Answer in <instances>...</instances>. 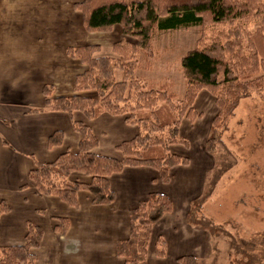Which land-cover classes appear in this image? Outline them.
Segmentation results:
<instances>
[{
  "label": "trees",
  "instance_id": "trees-1",
  "mask_svg": "<svg viewBox=\"0 0 264 264\" xmlns=\"http://www.w3.org/2000/svg\"><path fill=\"white\" fill-rule=\"evenodd\" d=\"M75 8L82 14L86 32L109 33L119 25L124 37L112 45L114 56H96L98 45L68 47L66 54L86 70L75 77L71 96L52 97L53 89L45 86L46 104L52 111L70 116L78 112L87 120L101 114L121 116L126 124L137 126L138 132L116 146L120 158H113L95 154L98 140L91 128L72 120L80 136L78 151H65L53 162L35 163L28 180L38 195L56 197L76 207L77 193L84 191L91 195L93 205H110L115 194L109 177L126 167L149 168L160 183L167 184L172 168L190 162L188 157L171 152V147L188 146L179 129L184 119L193 123L202 117L194 107L200 92H208L216 107L204 144L208 154L217 151L218 134L226 129L243 98L254 95L264 100V0H82ZM189 27H198L199 36L180 59L185 91L178 99L169 82L146 81L138 71H149L156 33ZM116 71L121 72L119 81ZM85 92L92 94L80 95ZM61 139L62 133L54 132L48 145H59ZM229 168L218 169L207 189L190 202L186 217L189 226L213 237L225 232L206 219H196L193 211L211 197L221 174ZM72 173L84 174L89 181H71ZM172 209L166 194L151 192L129 211V235L115 245V254L123 264H149L152 227ZM8 210L1 201L0 215ZM58 221L55 231L65 234L68 221ZM41 238L42 230L28 223L23 244L0 246V264H35L34 250ZM231 247H235L233 243ZM153 253L157 258L165 256L162 236L155 240ZM173 264L201 262L193 255H182ZM229 264H252V258L241 252L239 257H231Z\"/></svg>",
  "mask_w": 264,
  "mask_h": 264
},
{
  "label": "crops",
  "instance_id": "crops-1",
  "mask_svg": "<svg viewBox=\"0 0 264 264\" xmlns=\"http://www.w3.org/2000/svg\"><path fill=\"white\" fill-rule=\"evenodd\" d=\"M81 1L0 0V67L12 66L10 77L0 75V202L9 208L0 215V246L23 244L30 223L42 230L40 245L34 250L35 264H123L115 254V245L129 235V211L149 193L158 192L171 199L173 209L154 224L163 234L153 233V226L151 235L165 237L166 231H178L174 238L179 239L182 250L175 259L195 256L193 237L177 228L181 199L193 201L186 185L198 180L191 160L187 167L172 168L167 184L160 183L149 168H124L109 177L115 199L103 206L93 205L91 195L80 191L77 206L71 207L56 197L38 195L28 180L36 162H53L65 151H78L80 136L72 120L91 128L98 140L95 154L113 158H120L116 146L138 132L137 126L126 124L121 116L101 114L87 120L78 112L70 116L52 111L45 102V86L53 89L52 97L71 96L75 77L86 70L84 64L66 54L68 47L98 45L100 52L102 46L111 50L124 37L119 25L109 33L86 32L82 14L75 8ZM11 79H17L18 86L12 87ZM54 132L62 133L61 143L49 146ZM185 170H190V179L185 178L189 175ZM69 179L89 181L81 173H72ZM58 219L68 221L65 234L55 231ZM166 245L168 251V240ZM155 258L150 248L148 263L154 264Z\"/></svg>",
  "mask_w": 264,
  "mask_h": 264
},
{
  "label": "rangeland",
  "instance_id": "rangeland-1",
  "mask_svg": "<svg viewBox=\"0 0 264 264\" xmlns=\"http://www.w3.org/2000/svg\"><path fill=\"white\" fill-rule=\"evenodd\" d=\"M198 36V27L156 33L152 38L153 59L149 71L140 70L138 74L146 81L169 82L177 98L181 99L185 85L180 59L194 47ZM96 55L114 56L104 46ZM115 78L118 81L121 79L120 71L115 72ZM194 107L202 117L193 123L184 119L179 129L188 146H173L172 152L188 157L190 166L197 169L198 180L189 181L186 185L191 189L188 195H193L192 200L207 189L218 169L230 167L221 174L211 197L200 209L193 211L196 219L210 221L220 227L225 235L213 237L206 231L189 226L186 217L191 201L188 203L187 197L181 199L183 204L180 203L177 209L180 215L177 228L180 227L184 235L193 237L195 245L192 252L201 264H229L230 258L239 257L241 252L251 256L252 264H264V100L252 95L239 102L226 129L218 134L220 143L214 154H208L204 149L210 123L216 113L214 99L208 92L202 91ZM187 166L189 164L182 167ZM185 172L189 173L190 170ZM190 175H185V178L190 179ZM157 225L153 233L163 234L158 233ZM174 232L171 229L166 231L165 237L162 235L164 240H168V251L166 245V256L155 258L154 264L175 262L177 253L182 249L178 248L180 241L174 238ZM158 235H151L148 249H153ZM232 243L235 247H231Z\"/></svg>",
  "mask_w": 264,
  "mask_h": 264
},
{
  "label": "clouds",
  "instance_id": "clouds-1",
  "mask_svg": "<svg viewBox=\"0 0 264 264\" xmlns=\"http://www.w3.org/2000/svg\"><path fill=\"white\" fill-rule=\"evenodd\" d=\"M12 74V66H4L0 67V75H4L5 77H10ZM12 87L18 86V80L17 79H11L10 81Z\"/></svg>",
  "mask_w": 264,
  "mask_h": 264
}]
</instances>
